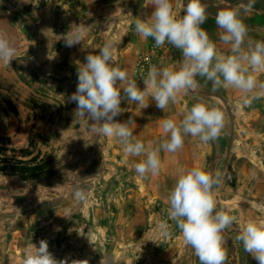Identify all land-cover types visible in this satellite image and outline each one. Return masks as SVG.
Wrapping results in <instances>:
<instances>
[{"label":"clouds","instance_id":"clouds-1","mask_svg":"<svg viewBox=\"0 0 264 264\" xmlns=\"http://www.w3.org/2000/svg\"><path fill=\"white\" fill-rule=\"evenodd\" d=\"M254 4L255 0H248L217 11V42L203 27L208 19V5L204 0H187L182 5V14L177 11L181 5H174L173 0H150L153 10L146 18L137 16L135 33L142 39L151 38L156 47L165 44L174 47L181 52V60L175 65H151L142 77L141 89L136 79L115 64L114 41L106 40L95 54L86 55L83 63L74 61L77 86L68 97L76 105L74 119L86 118L91 121L94 132L115 138L127 156L139 158L132 166L141 177L158 175L161 152L177 153L183 148L185 137L198 138L202 143L217 140L225 127V113L215 104L203 101L186 107L179 121L163 119L160 125L163 138L158 142L146 144L138 139L133 134L135 121L131 118L125 122L115 118L124 111L122 100L135 104L139 110L148 108L151 100L164 112L182 95L197 93L198 77L211 83L210 94L221 89L238 91L243 106H251L254 100L264 97V80L260 79L264 75V41L250 38L243 19ZM84 29L85 25L72 24L63 39L65 46L81 44ZM221 46H228L227 54L221 51ZM16 59L15 44L0 32V64L7 67ZM223 179L221 171L208 170L202 164L180 169L166 196L171 224L165 219L156 226L159 238L163 239L171 235L175 225L199 264H225L227 259L223 233L237 218L223 208L218 209L215 190ZM71 191L77 203H87L91 195L79 183H74ZM253 207L264 210L261 204ZM236 239L257 264H264V217L249 219ZM22 264H89V261L58 260L49 251L48 241L42 239L38 246L34 243L29 246Z\"/></svg>","mask_w":264,"mask_h":264},{"label":"crops","instance_id":"crops-1","mask_svg":"<svg viewBox=\"0 0 264 264\" xmlns=\"http://www.w3.org/2000/svg\"><path fill=\"white\" fill-rule=\"evenodd\" d=\"M57 1L61 2V8L53 12L52 7L32 9L29 7L31 0H0V32L5 33L15 44L18 56L10 66L5 67L0 64V78L12 77L13 84L16 88H20V91L24 90L25 96L35 90L34 86L29 89L26 85H37L41 79L69 76L76 82L77 68L74 61L79 60L83 63L86 55L95 54L108 39L114 41L113 54L117 59L115 64L126 70L133 78L134 65L147 48L146 39L135 33L134 22L137 16L146 18L151 14L153 6L150 5V0H69V3L67 0ZM186 2L187 0H173L174 5H181L177 9L181 14L182 5ZM204 2L208 5V19L203 27L210 38L218 42L219 30L215 25L217 11L240 2L247 3L248 0H204ZM243 19L249 28L250 38L264 41V0H255L252 11ZM72 24L85 25V35L81 44L68 48L63 39ZM102 35H104L103 41H101ZM221 51L227 54L228 46H221ZM181 56V52L177 50L162 66L177 64ZM197 79L200 84L197 93L182 95L177 103L170 104L164 112L151 100L149 107L142 110H139L135 104L122 100L121 108L124 111L115 119L125 122L131 118L135 121L133 134L138 139L146 144L158 142L163 138L160 127L163 119L173 118L179 121L186 107L203 101L215 104L224 111L225 127L222 133L233 128L246 131L252 133L253 143L260 144V139L257 138L264 137V97L254 100L251 106H243L241 93L238 91L221 89L210 94L211 83L199 77ZM260 79L264 80V75H261ZM137 84L141 89L144 87L143 82ZM71 94L72 92H69L68 97ZM230 116L237 117L236 125L230 123ZM102 139L100 135L93 139V143L101 144ZM109 146L114 160L124 167L133 179V187L124 189L122 196L125 199L116 200L125 213L123 219L125 226L134 225V220L137 221L138 217L146 224L151 202L160 201L168 206L166 196L174 185L176 174L180 169L202 164L206 169L214 171L212 164L214 162L217 164L219 161L210 154L208 143H202L198 138L188 136L185 137L183 148L177 153L161 152V170L158 175L141 177L132 166L139 158L127 156L123 146L115 138L109 139ZM244 160L238 159L236 164H247ZM258 168L252 164L245 166L239 176L240 178L243 176V183L235 189L223 185L227 175L223 172V167L219 168L224 179L215 190L218 209L223 208L237 218L233 226L223 233V247L227 252L225 264H257L255 259L244 252L241 242L236 237L243 224L249 219L264 217V210L253 207L255 204L264 205V173ZM246 183L251 187L246 186ZM115 192L117 196L122 191L117 188ZM132 205L136 209H133ZM133 211L134 219L128 214ZM126 250L128 249L123 253ZM185 252H191V256L180 260L181 264H199L194 251L184 241L181 245L179 239H175L168 248L158 252L149 264H174L176 256L181 259ZM10 255L12 258V254Z\"/></svg>","mask_w":264,"mask_h":264},{"label":"rangeland","instance_id":"rangeland-1","mask_svg":"<svg viewBox=\"0 0 264 264\" xmlns=\"http://www.w3.org/2000/svg\"><path fill=\"white\" fill-rule=\"evenodd\" d=\"M29 7L43 9L36 8L33 0ZM74 80L69 76L41 79L37 85H26L35 90L25 96L12 77L0 78V136L11 138L17 148L34 140L56 169V175L41 184H23L0 176V264H22L29 246H38L42 239L48 241L49 251L58 260L87 259L89 264H107L111 259L113 264H149L175 239L181 245L184 240L173 225L168 246L154 251L145 248L159 210L165 208L168 213V206L160 201L151 202L146 224L138 217L134 225L125 226V213L116 200L125 199L124 189L133 187V179L114 160L110 138L101 135V144L93 143L100 135L92 130L91 121L74 119L76 105L66 98L76 90ZM4 100L11 102L17 117ZM236 119L230 116L229 121L236 125ZM222 134L208 143V149L219 160L212 164L214 171L223 167L228 176L223 181L225 187L235 189L243 183V176H239L245 166L252 164L264 173V137L257 138L260 145L253 143L252 133L246 131L233 128ZM238 159H245L247 164H236ZM74 183L91 194L87 203L75 201L71 191ZM246 186L251 187L248 183ZM117 188L122 192L116 196ZM128 214L135 218L134 211ZM190 253L185 252L181 259L176 256L174 264L190 258Z\"/></svg>","mask_w":264,"mask_h":264},{"label":"trees","instance_id":"trees-1","mask_svg":"<svg viewBox=\"0 0 264 264\" xmlns=\"http://www.w3.org/2000/svg\"><path fill=\"white\" fill-rule=\"evenodd\" d=\"M14 116L18 112L10 101L4 100ZM228 173L231 169L228 168ZM56 169L52 159H47L34 140L25 147H14L11 138L0 136V176L12 178L23 184H41L53 178Z\"/></svg>","mask_w":264,"mask_h":264},{"label":"built area","instance_id":"built-area-1","mask_svg":"<svg viewBox=\"0 0 264 264\" xmlns=\"http://www.w3.org/2000/svg\"><path fill=\"white\" fill-rule=\"evenodd\" d=\"M67 2L69 3V0H67ZM33 5L36 8L43 9H46L49 6H54L53 12H57L59 10L58 6L61 5V2L57 0H33ZM146 42V51L137 59L132 72L133 78L136 79L138 83L143 82L142 77L146 76V73L151 65L155 64L157 66H162L163 64H166V62L169 61L170 58L177 52V49L167 44H165L163 47H156L155 42L151 38L146 39ZM113 59L116 63L117 59L114 54ZM165 219H168L167 211L165 210V208H161L159 210V215L157 216V219L155 221V226L152 228L151 235L146 242L145 248L148 249V251H154L163 246H168L171 243V235L160 239L159 234L156 231L158 222ZM168 222L171 224L170 219H168Z\"/></svg>","mask_w":264,"mask_h":264}]
</instances>
